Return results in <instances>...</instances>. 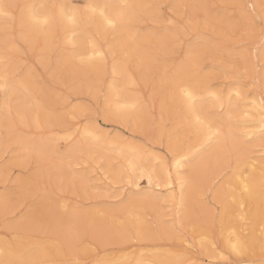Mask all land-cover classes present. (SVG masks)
I'll return each mask as SVG.
<instances>
[{
    "label": "rangeland",
    "instance_id": "rangeland-1",
    "mask_svg": "<svg viewBox=\"0 0 264 264\" xmlns=\"http://www.w3.org/2000/svg\"><path fill=\"white\" fill-rule=\"evenodd\" d=\"M31 1L34 4L35 1L38 0ZM42 1H44L42 2L43 5L58 6L61 0ZM85 1L86 0H66L68 5L76 10L82 11L84 9L83 7H85V9L81 13H85V11H87ZM15 2L17 3V5ZM27 2H30V0H28ZM242 3L243 0H150V3L148 4V8H150V10L148 11V13L141 16L137 20L138 22H135V36L147 34L148 36H150L149 38H151L152 41H155V43H144V47H142L141 50L137 49V51H129V57L126 61L131 64L130 71L131 73H133L132 77L135 79V84L127 86V89L130 93L137 94L140 97V101L143 104L141 105V109L143 111L141 112L142 116H140L137 122L133 123L135 124L134 128L136 127L135 131L128 129L126 126L124 128H121L119 124L106 123L101 117L98 122L103 125L102 129H104L105 133H109L108 135L113 136L122 132L124 136L131 141H136L137 143L145 141V147L150 150L152 149L151 151L153 154H159V156L163 157L167 161L171 158V152L168 148L172 140L176 141L178 138H181L183 142L185 141L187 143H190L193 140H188L187 130L184 128V132V129H181L183 128L182 124H179L180 126L177 125L176 119L179 114L178 109H176L175 107H173L171 111H165L163 119H161L162 103L166 102L169 105V103L171 102L169 99L168 100L170 102L166 99V92H164V83L161 79L162 75L166 73L170 74L176 63L182 61L184 57L188 55V49L193 48L197 40L196 37H193L190 34H181L179 40H176L175 30L172 29L171 25L169 24V19L173 17L179 18L184 14L186 9L183 6L185 5L216 6L211 10L217 15L213 18L209 26H201L200 32L205 36L211 37L213 39L218 36L222 37L224 33H228L224 49L220 53L217 52V50L212 46L211 43H206L204 44V46L195 48L198 50V62L200 68L198 74L207 77L209 73L221 68V65L218 63V61L223 59L225 63L237 65V71L234 73L236 79L225 81L224 83H240L239 85L241 86V89L244 91L246 90L245 92L247 95L251 97L260 94V97L264 100V41L261 40L259 22L257 23L254 31H249L247 34H244L243 30H239L236 31L235 35H232L234 29H232L228 23V16L231 15L235 18H239L240 12L238 8L232 7H229L228 11L225 12V6L244 5ZM21 4L22 0H13V6L16 5L17 7L15 6V8H11L12 16L9 15V19L5 16H3L4 18L0 19V32L4 31V35L7 34V44L5 45L3 50L5 58H7L6 60L3 58V62L2 59H0V65H4L7 61H13V63H16L13 64L15 67H13V71H15V73L13 72L11 74V77L13 75V80H18L22 76H29L34 87L37 85V88H43L42 90L40 88H34L40 90L39 95H36L37 93H34V95L35 98L37 97V100L42 102L46 101L44 102V104L47 103V106H43L48 111V115H50V119L53 125L50 126V129L49 127H44L41 129L30 126H28L29 128L20 127L22 129H20L21 132L23 131L24 133H28V135H26V133L24 134L22 132L23 135L30 138H39L44 136L45 138H58L55 141L57 150L65 151L67 149L66 147H64L65 141L62 139V136L64 135L63 133H65V131L62 130V127L64 129L68 124H75L76 121L72 119L73 110L76 109L77 105L84 106L89 103L94 104L95 100L94 97L90 95V91L98 90L100 87H103L106 91L107 84L101 83V81L104 79L103 76L100 77L99 80H96L92 72L89 75H86L85 73H82L83 71L81 69L77 68L71 62H66L63 64L59 63V59L57 57V50L59 49H57V46H59L58 48H62L63 45L61 44L62 46H60L61 38L57 32H55L56 37L53 39L54 46H51V49L49 47L45 48L41 41V38L37 39L36 36L32 37L30 40L28 39V41L22 40L20 38V30H22L20 27L21 24H19L20 22L17 19L20 12L19 10L21 9ZM36 4L38 5L37 2L35 3V5ZM187 11L195 16L197 12H200L202 10L189 7ZM256 12L257 14H259V7L256 9ZM213 28L216 29L215 32H213ZM242 34L243 39H241ZM111 39L113 40L112 36H110L109 40L112 41ZM158 40L160 41V44L159 42H157ZM63 47L65 49L69 48V46L66 45ZM48 48L50 49V51L48 50ZM253 48H256L258 53L257 58L255 59L259 60L258 66L254 65L255 60L253 61L252 59L251 53L254 51ZM141 51H144V57L142 58L139 56V53ZM242 52L244 54H240ZM242 55L244 56L242 57ZM109 64H111L110 58ZM145 64H147V66ZM251 64L252 66H250ZM27 71H30L32 74L30 72L28 73ZM14 74L19 76L15 77L16 75ZM31 76L33 77L31 78ZM106 78L108 81H111V79H113L108 69ZM51 80L52 82H50ZM220 80L222 81V77L220 78ZM41 91L44 93H42ZM40 94H46L44 96H46L47 98L43 97V95L40 96ZM57 114L59 115L57 116ZM91 115L95 117V112H92ZM77 116L78 118L82 119L81 113H77ZM54 123L57 128H54ZM81 125H79V127ZM178 127H181V130ZM31 128H34V130H32ZM58 128L60 130H58ZM173 132L177 133L174 137L168 136V133ZM41 134L45 135L42 136ZM3 137H5V133L1 129L0 138ZM148 137L152 138L151 143L146 142ZM134 138L136 139L134 140ZM15 144L8 143L6 144V146H3L5 144L0 145V201L4 200L7 208V213L0 212L1 240L9 241L11 243H15L18 246H21V243L24 242L23 237L26 236L28 240L41 241L49 246L52 244V242H55V244L59 245V233L61 231V226L55 221H58L59 219H63L65 222L67 221L64 219V208L61 207L60 210V208L57 207L58 202L63 200V205L67 206L70 212L71 210H75L76 213H82L94 209L98 211L101 209L115 208L123 205L119 203V200H124V198L132 191L131 186H129V188L128 183L126 184V178L123 182H117L116 178L112 176L113 174H111V172L106 173V175L110 176L113 179V183H111L112 186L109 188V196L106 195L105 192H103L106 188L104 187V184H102L103 182H101L102 185L100 183H97L96 178H99L102 172H104L107 168L105 165L108 161V152H106L105 155L102 156H98V154L95 152L96 163L92 165V167L89 168L88 172L86 173V177H88L89 179L88 187L84 188L85 190H83L80 184L78 185V182L75 180V178H70L69 176L62 177V181L58 182V179H56V174L49 168L48 171H44L41 177L38 179V187H41V189L35 190V186L28 184V182L32 178H34V175L39 173V171L41 170L40 164L36 160L30 159L25 165H19L17 163V160L14 159V157L19 154V149L17 148L15 152L10 150ZM95 153L92 155H95ZM117 159L118 158L115 157L113 158V160L111 159L112 162L109 163L113 166L114 164H116ZM156 162L157 161L155 160L154 163L157 164L158 162ZM100 164H103L102 168L98 166ZM120 165L125 166V164L123 163H121ZM120 165H116L115 168L120 167ZM83 167L84 166L81 165V170L79 172L83 173ZM228 169L229 168L225 170V173L227 174H229L230 172V169ZM93 171H95L94 176L92 175ZM140 180L137 179V181L139 182L138 187H140L139 189H137L141 191L148 190L150 187L146 185L145 179L143 178V180ZM96 183L99 184L100 187H103V189L94 187L93 185H97ZM105 183L110 184L109 180L107 179ZM46 187L48 191H52L53 188L56 187V195L57 197H59V199L55 204L49 203L47 197L44 195ZM114 188H119V192H117L115 195H112L111 193ZM213 190H208V192H206V194L202 197L204 198L203 203L206 207L205 209L198 210L194 207V205H192L185 217L187 218L190 216L194 221L197 217L211 219V217L215 214L217 207H219V204L214 203V200L212 199ZM157 191H159L160 194H165V190L163 189ZM47 203L49 206L47 205ZM160 204L162 208L159 207L158 211L149 208L145 209L144 211L146 213L145 219L148 227V233L145 232V235L147 236L146 238H144L145 240L130 238L120 245L112 243L101 247L97 245L94 240H92L88 235H84L81 240L76 243V246L74 247V251L72 253V256H74L75 258L71 261L79 258L81 261L87 259L91 261V264H95L93 260L98 257L100 258L101 256L99 255L104 250H107L109 254L114 255L116 254L120 246L129 247V250L143 248V251L147 252L154 249L152 248V246L158 247L165 244L166 242H171L169 244L174 248L182 249L184 246L182 244V238H176V234L174 232L172 236L174 237V239H171V237L169 238L170 241L169 239L164 241L166 238L162 235L163 230L167 229V227H170L171 229L170 223L165 224L164 221L168 216L175 215L174 206L170 205L167 202H161ZM169 209H171V211H169ZM16 223H19L17 225L18 227H16ZM54 225L56 226L54 227ZM11 226L13 227L11 228ZM53 230L54 232H52ZM191 230H193L191 228V225H188L185 229L187 240H190L191 236H194L195 233H197L196 231L194 232V230ZM217 235V239H220L219 233H217ZM198 251L199 249L196 250L195 253L198 254ZM218 259L219 257H217V260Z\"/></svg>",
    "mask_w": 264,
    "mask_h": 264
},
{
    "label": "bare ground",
    "instance_id": "bare-ground-1",
    "mask_svg": "<svg viewBox=\"0 0 264 264\" xmlns=\"http://www.w3.org/2000/svg\"><path fill=\"white\" fill-rule=\"evenodd\" d=\"M27 1L28 0H22L21 6L19 5L21 9L20 10L18 9L20 12L17 18L18 21L20 22L19 24H21L20 27L22 29L20 30V38L24 41H28V39L30 40L32 37L35 36L33 30L31 29L28 23L29 14L33 10L29 6H35L36 9H38L39 5H41L42 2H44L42 0H38V1H35V3L36 2L38 3V5L37 4L35 5V3L33 4L31 0L30 2H27ZM249 2H253L258 5L259 0H243L242 4L245 5ZM100 3L128 4V5L134 6V8L132 9V11L134 12V19L131 25L125 29L118 30L117 33L115 34V39L113 40L111 39L112 41H110L117 48L120 45L127 43L129 45V51L131 50L137 51V49L141 50L142 47H144L143 45L144 43H149V42H151L152 44L155 43V41H152L151 38H149L150 36H148L147 34L135 36L136 34L135 22H138L137 20L141 16L148 13V11L150 10V8H148V4L150 3V0H86L85 5H86L87 11H85V13H81L85 9V7H83L84 9L82 11H79L74 8H71V6L68 5L66 0H61L59 5L69 6L70 10L76 11L77 18L78 20L81 21V26L78 29H76V31L78 32V35L75 37L77 44H80L86 41L88 38L89 30L85 28V23H84L87 20V14H89V9L87 6L92 5V4H100ZM0 4L13 6V0H0ZM11 8L8 9V12L10 15L12 13ZM50 10L55 13H59L58 7L54 9L51 8ZM2 18H4L3 15H0V19ZM12 20H13V17H12ZM91 31L94 32L95 29H91ZM55 32H57L61 38L60 46L66 45L70 47V45L67 44V39L71 33L64 29H56L53 31L51 35L47 37V39H45L44 37H41V41L43 45L45 46V48L49 47L51 49V46H54L53 39L56 37ZM6 35H4V31L0 32V59H2V62L4 61V59L6 60L7 58V57L5 58V55L3 52L4 47L7 44ZM157 42H159L160 44L159 40ZM63 46L62 48H58L59 46H57V49L59 50L54 49V50H57V57L59 59L60 64L71 62L70 59L67 58L65 52L63 51L65 49ZM49 48L48 50L50 51ZM253 49L254 51L251 53V55L254 61L257 58L258 53H257L256 48H253ZM192 50L193 48L188 49V52H187L188 55L185 56L182 61H179L178 63H176V65L173 67L171 72L169 71L170 74L166 73L162 75L161 79L163 83H165L167 79H170L171 77L176 76L177 74H180L184 76L185 78H193L194 83H198L200 85L204 84L205 76L203 75L201 76L200 74H198L200 70L199 62H198V50L195 49L196 54L194 56L190 55V52ZM143 53L144 51H141L139 53V56L141 58L144 57ZM240 54H244V53L242 52ZM243 56L244 55H242V57ZM11 62L7 61L5 62L4 65L2 64L3 66L0 65V83L4 82L5 75H7L8 82L10 85L7 93L1 91L0 130L2 129L4 131L5 137L0 138L1 140L0 145L5 144L3 146H6V144L8 143L15 144L18 138L23 136L26 139H31L34 143L41 145L43 147V154L39 157L30 158L28 154L22 148H18L19 154L14 157V159L17 160V163L19 165H25L30 159H34L40 164L41 170L39 171L38 174L34 175V178H32L28 182V184L35 186L36 188L35 190L41 189V187L40 188L38 187V183H39L38 179L41 177L44 171L46 170L48 171V168L51 171H54V173L56 174V179H58L57 180L58 182L62 181L61 179L62 177L69 176L70 178H75V180L78 182V185L80 184L83 190H85L84 188L88 187L89 178L86 177V174L84 172L83 173L82 172L73 173V172H68L67 170H65L63 174H59L60 169L62 168V154L65 153L66 150L65 149H64L65 151L57 150L55 146V141L58 138L57 139L53 137H52L53 139L45 138L44 136L45 134L44 135L41 134L44 137L34 138L32 136L33 138H30L28 136L23 135L24 133L23 131H22L23 133L21 132L22 127L24 128L28 126L40 128V129L44 127L45 128L49 127L50 129V126H52L53 123L50 119V115H48V111L43 106L47 104V103L44 104V102L46 101L43 100L44 102H42V101L37 100L36 99L37 97L35 98L34 93H37L36 95H39L40 90H37V89L39 88L41 89V87L37 88L38 87L37 85L34 87L29 76H22L18 80H13L12 79L13 75L11 77V74L13 72L15 73V71H13V69L15 68L13 64H16V63H13V61ZM254 63H255L254 64L255 66H258L259 60H255ZM252 64L250 66H252ZM145 65L147 66V64ZM107 69L109 70V73L112 76V64H109ZM121 70L122 69L118 66L115 81H116L118 88L123 90L122 95L128 97L129 102H131L132 100L138 99L140 102V105H143L140 101V97L137 94L130 93L127 89V86L132 84L131 81L135 80L132 77L133 75H131L130 80L128 78L122 79L120 75ZM89 71L90 73L92 72L96 80H99L100 77L103 76L101 75L97 77L95 71L93 70H89ZM17 76L19 75H16L15 77ZM32 77L33 76H31V78ZM197 77H199V79H196ZM113 79H111V81ZM50 82H52V80ZM91 87H92V84H91ZM34 88H37V89H34ZM240 90H241L242 99L238 101L239 107L238 108L234 107L231 113V115L233 116V123L240 125V127H238L235 130L236 134L238 136L244 137L247 132L251 131L253 135L259 136V132L253 131V130L259 128L258 121L260 119V116L262 115V113L260 112L259 105L263 99L260 97V94L250 97L249 95L246 94L245 92L246 90L245 91L242 89ZM106 91H107V87H106ZM42 95L43 97H46L44 96L46 94H40V96ZM166 99L167 100L169 99L171 101V97L167 93H166ZM233 101L234 103L237 102V98L235 96H233ZM37 102H39V104L41 105L39 109H37L36 107ZM170 104L171 102L169 103V105ZM140 109L141 107L136 111V113L133 114V123L137 122L140 116H142L141 112L143 111L142 109L141 110ZM37 115H39V125L38 126L36 123ZM58 115L59 114H57V116ZM225 119H227V114L225 115ZM176 123L177 125L183 124V117L178 115L176 119ZM99 125L101 128H103V125H101L100 123ZM133 126H135V124H133ZM54 128H57V126H55V123H54ZM59 128L58 130H60ZM80 128L82 129L83 125H81ZM178 128L180 129L181 127H178ZM31 129L34 130V128H31ZM65 129L66 127L64 129L62 127L63 131H65ZM181 129H184V128H181ZM19 130L22 134L19 132ZM54 131H57V130H54ZM183 131L185 132V129ZM105 134L108 135L109 133L108 134L105 133ZM176 134L177 133L175 132L168 133V136L174 137ZM26 135H28V133H26ZM117 135H119V133L113 135V137ZM56 136H57V132H56ZM260 144H261V141L257 139L252 145L249 146V153L252 155L251 160L247 159V157L239 161L235 157L228 159L227 157L220 156L215 151L214 148L208 149V151L202 153L201 156L198 157L197 160L193 162L192 164L181 167L178 170L176 169L172 170V179L174 182V187L172 189H169L166 185L168 183V179H167L168 167L167 166L173 163V153L176 152V153L184 154L188 152L190 148L198 147L199 141H197L195 138H193V140L190 143H187L185 141L183 142L181 138L180 139L178 138L176 141L172 140L168 148L169 151L171 152V158L168 161L165 160L163 157L159 156V154L158 155L153 154L151 151L152 149L151 150L149 149V153L146 154V156L142 160L138 161V163L142 164V167L138 168L136 172V176L138 180H140L139 178L140 172L145 173L144 179L146 181V185L150 187L148 190L146 191L138 190L140 188L138 187L139 182L137 184H131V185L128 184V187L131 186L132 191L124 198L123 203H120V204H123L121 206H118L115 208L101 209L98 211L94 209V210H91V211L89 210V211H85L82 213L75 212L74 215H68V216L65 215L64 219L67 221L66 224L71 225L73 231L78 234V237L76 239L69 240L68 237L59 235V243H60L59 245L55 244V242L54 243L52 242V244L49 246L41 241L28 240L26 236L23 237L24 242L21 243L22 244L21 246H18L15 243H11L9 241H4L0 239V260H5V259L40 260V259L45 258L44 250H46L47 258L55 259L58 261L70 262L71 260L75 258L74 256H72V253L74 251V247L76 246V243L79 242L84 235H88L92 240H94V242L97 245L101 247L112 244V243L116 245H120L130 238L132 239L135 238L138 240L144 239L147 237L145 235V232L148 233L147 222L145 219L146 213L144 212L145 209L149 208V209H154L158 211L159 207L162 208L160 206L161 205L160 203L167 202L170 205L174 206V215H176L177 210H179L181 219L182 218L185 219L186 218L185 215L188 214V210L190 209L192 205H194V207L198 210L199 209L202 210L206 208L203 203L204 198L202 197L206 194V192H208V190L214 189L212 191V199L215 200V197L218 192L227 190V185H228L229 180L231 181L232 184L237 183L236 177L235 175H233V172H238L241 169L246 168L247 171L245 172V175L249 176L248 183L250 185V192L245 193L242 198L241 202L243 203V207H240L239 203L232 204L230 198L227 201V207H228L229 215L231 217V222L237 226V231H241L242 229L241 234L247 240L248 246H247L246 252L242 256H238V257L232 256V258L231 257L230 258L233 260L239 261L240 264H261V261H264V250H262V244H264V240H262V237H261V231H262V228H264V191H262V188H261L262 179H264V177H262V172H264V161H261L259 158L260 157V151H259ZM106 147H107L106 145H101L95 150V152L98 154V156L105 155V153L107 152L105 151ZM96 153H95V156H96ZM112 160L111 161L109 159L108 161L106 160L107 163L105 166L107 168L105 169L104 172H102L99 178H96L97 183L101 184V182H103L102 184H104V187H106L103 192H105V194L108 196H109V191H110L109 188L112 186V184L110 185V184L105 183L106 182L105 176H108L106 175V173L111 172V174H113L112 176L117 178L121 171V167H117L113 169L112 165L109 163V162H112ZM155 160L158 162V163L156 162L157 164L154 163ZM121 163L125 164L124 167L127 166L125 161H120V164ZM227 168L230 169V172L229 174H227L224 184L223 185L216 184L217 178L221 176L222 174H224ZM177 171H179L182 174L181 179L186 181V183L183 186L180 183H175ZM149 174H151V178H152L151 185L149 184V180H148ZM81 176H84L83 180H81L80 178ZM127 183L128 182L126 181V184ZM97 185H93V186L96 188L103 189V187H100L99 184ZM162 189L165 190V194H160L159 191H157V190H162ZM237 199L240 200V197H237ZM215 203L219 204L218 201H216ZM63 206H64L63 200L57 203V207H59L60 210H61V207ZM6 210H7L6 203L4 200H1L0 201V212L7 213ZM137 216L140 217L139 220L136 219ZM226 222H227V219H226ZM18 224L19 223H16V227H18L17 226ZM56 225H54V227ZM13 226H11V228ZM195 231L197 233H195V235L193 234L194 236H191V239L187 240V243H185L182 240V244L184 245L182 249L174 248L173 246L169 244L171 242L169 243L166 242L165 244L160 245L158 247L152 246V248L154 249L149 250L147 252L143 251V248L129 250V247L120 246L121 248L120 247L118 248V251L116 252V254L112 255V254H109L107 250H104L99 255L101 257L100 258L98 257L93 261L95 262V264H182V262H187V264H190V261L194 260L196 261V264H215L218 256L208 254L210 250V246L206 249H203V250L201 249V244H200L201 232L198 228ZM52 232H54V230ZM162 235L163 237L166 238L164 240L166 241L173 236V231L170 229V227H167V229L163 230ZM171 239H174V237H172ZM188 243H191L193 247L189 249ZM221 246L223 247L222 239H221ZM198 249H199L198 254H196L195 251Z\"/></svg>",
    "mask_w": 264,
    "mask_h": 264
},
{
    "label": "snow or ice",
    "instance_id": "snow-or-ice-1",
    "mask_svg": "<svg viewBox=\"0 0 264 264\" xmlns=\"http://www.w3.org/2000/svg\"><path fill=\"white\" fill-rule=\"evenodd\" d=\"M11 7L14 6L0 4V15L8 17L10 15L8 9ZM29 7L33 10L29 14L28 23L37 39L41 37L47 39L56 29L69 31L71 34L68 36L67 44L70 47L64 50L67 58L86 75L90 74L89 70L95 71L97 77L103 75L104 79L101 83L107 84V91L103 87L90 91V95L95 100L94 104L89 103L84 106H77L73 110L72 119L76 123L68 124L62 137L65 141L64 147L67 150L62 154V168L59 174H63L65 170L79 173L81 165L84 166L83 172L86 174L89 168L96 163V156L92 155V153L99 146L106 145L105 151L109 153L108 159L119 158L116 160V164L112 166L113 169H115L116 165H120V161H125L127 165L126 167L120 165L121 171L116 181L123 182L127 178L128 184H137L136 172L138 168L142 167V164L138 163V161L149 153V149L145 147V141L139 143L129 141L122 132L115 137L106 135L98 123L102 117L106 123L119 124L121 128L126 126L128 129L135 131L133 114L141 107L139 100L136 99L129 102V98L122 95L123 90L118 88L115 79L109 82L106 78L109 58L112 64L113 78L117 75L118 66L122 69L120 72L122 79L128 78L130 80L133 74L130 71L131 64L126 62L129 57V45L124 43L117 48L110 42L109 37L112 36L115 39V34L118 30L125 29L131 25L134 19V12L132 11L134 6L108 3L88 5L89 14H87V20L84 22L85 28L89 30L88 38L80 44H77L75 40L78 35L76 29L81 26V21L78 20L76 11L70 10L69 6L66 5L48 6L42 4L39 5L38 9L35 6ZM56 7L59 8V13L50 10ZM183 7L186 11L182 16L169 19V24L175 30L176 39L179 40L181 34H190L196 37V44L190 52V55L193 56L196 54L195 48L204 46L206 43H211L218 53L222 52L228 33L213 39L200 32L201 26H209L217 15L211 10L216 6L185 5ZM189 7L201 9L202 11L197 12L193 16L187 11ZM229 7L238 8L240 12L239 18L228 16V23L234 29L232 35H235L236 31L239 30H243L244 34L254 31L259 22L261 40L264 41V0H259L258 5L249 2L245 5L225 6V12L228 11ZM258 7L260 9L259 14L256 12ZM91 29H95V31L93 32ZM215 31L216 29L213 28V32ZM241 39H243V34ZM218 63L221 68L209 73L204 78L205 82L203 85L194 83L193 78H185L180 74L167 79L164 83V91L170 95L171 105L166 102L162 103L161 119H163L165 111H171L175 107L178 109V114L183 117L182 127L187 130L188 140L191 141L195 138L199 141L198 147L190 148L184 154L173 153V163L167 166L168 183L166 186L169 189L174 187L172 170H178L181 167L192 164L208 149L214 148L220 156L228 159L235 157L239 161L247 157V159L251 160L252 155L249 153V146L258 139L261 141L259 158L264 161V100L259 105L262 113L258 121L259 128L253 130L258 131L259 136L253 135L251 131L247 132L244 137L238 136L235 130L240 125L233 123L231 113L234 107H239L238 101L242 99L241 86L238 83H224L225 81L236 79L234 73L237 71V65L225 63L223 59L218 61ZM221 77L222 81L220 80ZM196 79H199V77ZM131 83L134 85L135 81H131ZM9 87L8 78L5 75L4 82L0 83V91L7 93ZM233 96L237 98L236 103L233 101ZM36 107L37 109L41 107L39 102H37ZM92 112H95V117L91 115ZM77 113L82 114V119L78 118ZM226 114L227 119H225ZM36 123L38 126L39 115H37ZM81 124L83 125L82 129L79 127ZM146 142L151 143L152 138L148 137ZM17 148L24 149L30 158L39 157L43 154L41 145L23 136L18 138L16 144L10 150L15 152ZM98 166L102 168L103 164ZM246 171L247 169L245 168L238 172H233L237 183L232 184L229 180L227 190L217 193L214 203L218 201L219 207H217L211 219L197 217L194 221L190 216L186 219H181L179 210H177L175 216H168L164 221L165 224L170 223L171 230L176 234V237L182 238L185 243H187L185 233L187 226L191 225L194 231L198 228L201 232V249H206L210 245L208 254L219 257L215 264H240L239 261L230 257L242 256L247 250L248 242L241 234L242 229L237 231V226L231 222L227 207L229 198L232 204L239 203L240 207H243L242 198L245 193L250 192L249 176L245 175ZM92 175H95V171H93ZM144 175V172H140L139 178L143 179ZM181 175L179 171L176 172L175 183H180L183 186L186 181L181 179ZM226 176L227 173L219 176L216 184L223 185ZM262 177H264V172H262ZM80 178L83 180L84 176ZM105 179L109 180L110 184L113 183V179L110 176H105ZM148 180L151 185V174L148 175ZM261 188L264 191V179H262ZM56 191L55 188L52 191H48L47 187L45 188L44 195L49 203L55 204L59 199ZM117 192H119V188H114L111 194L115 195ZM237 197H240V200ZM119 203H123V200H119ZM63 208L66 216L75 214V210L70 212L67 206H63ZM136 219L139 220L140 217L137 216ZM56 222L61 226L59 233L61 236H66L69 240L78 237L71 225L66 224L63 219H59ZM217 233L223 240V247L220 239H217ZM261 237L264 240V228H262ZM188 247L192 248L193 245L188 243ZM262 250H264V244H262ZM44 255L45 258L40 260L5 259L0 260V264H91V261L87 259L81 261L77 258L72 262H64L47 258L46 250H44ZM182 264H187V262H182ZM190 264H196V261L192 260ZM261 264H264V261H261Z\"/></svg>",
    "mask_w": 264,
    "mask_h": 264
}]
</instances>
